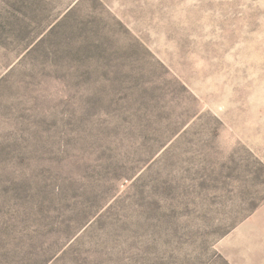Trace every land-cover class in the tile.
<instances>
[{"label":"rangeland","instance_id":"obj_1","mask_svg":"<svg viewBox=\"0 0 264 264\" xmlns=\"http://www.w3.org/2000/svg\"><path fill=\"white\" fill-rule=\"evenodd\" d=\"M0 264H264V0H0Z\"/></svg>","mask_w":264,"mask_h":264}]
</instances>
